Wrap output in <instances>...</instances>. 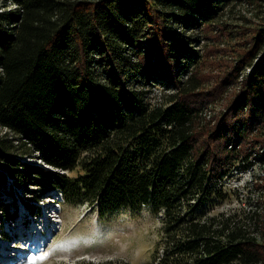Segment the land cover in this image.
<instances>
[{"label":"trees","instance_id":"16d2710c","mask_svg":"<svg viewBox=\"0 0 264 264\" xmlns=\"http://www.w3.org/2000/svg\"><path fill=\"white\" fill-rule=\"evenodd\" d=\"M257 165L264 0L0 6V218L11 213L3 191L38 185L104 216L162 213L149 264H264V198L253 212L215 211L229 175Z\"/></svg>","mask_w":264,"mask_h":264},{"label":"rangeland","instance_id":"374dc122","mask_svg":"<svg viewBox=\"0 0 264 264\" xmlns=\"http://www.w3.org/2000/svg\"><path fill=\"white\" fill-rule=\"evenodd\" d=\"M3 4L4 0H0V6H3ZM199 37L196 46L203 51L209 41L204 38L203 32L199 33ZM221 56L218 55V58L221 59ZM220 61L222 64V60ZM221 68L223 67H211L215 72ZM155 90L153 100L157 103H164V87L159 86ZM222 107L221 104H218L215 106L214 111ZM25 160L33 164L44 165L40 161V158L36 156H27ZM76 173L77 170L73 171V174ZM260 183L263 186L264 167H260L259 165L253 170L236 173L233 176L229 175L228 188H231V195L226 202L218 205L215 211L240 210L243 213V211L247 210L253 212L257 206L260 207L257 198H264V189L262 190L263 196H260L261 189L257 187ZM34 187L42 188L41 193L43 197L50 194L48 189L43 190L44 187L38 185H29L28 190L15 186V192L7 189L1 193L7 200L17 199L18 206H16V209L18 217L14 218L12 225L16 226V228L13 230H16L17 227L27 221L26 214L28 211L32 214L27 202L25 203L23 200L22 203L18 199H28V203L36 207L37 210L47 203H49L48 205H53L54 200L51 198L30 197L32 194H29V192L32 193ZM59 204H61V208H58V210L62 218L59 217L58 222H62L57 223L56 228L49 226L45 235L46 237L52 235L45 242L48 245V250L37 257H31V254L30 256L27 255L24 264H105V262L110 260L115 261L116 264H149L148 260L151 258L152 251L164 233L162 231V213L152 212L148 207L141 214H135L132 211H119L104 216L96 211L95 208H91L89 204L73 205L67 204L64 200L57 205ZM46 214L47 211L45 210L42 218ZM32 215L35 218L38 217L35 214ZM6 218L7 216L4 215L2 220L0 219L2 229H8V224L4 220ZM30 220H32V216ZM35 223L36 220L31 221L30 227H33ZM16 232H11L13 238H18ZM27 232H29L28 229ZM9 236H6L4 243L6 242L14 249L17 244L13 243L15 239ZM13 259L0 258V261L6 264H21L20 262H11Z\"/></svg>","mask_w":264,"mask_h":264},{"label":"clouds","instance_id":"9594fccd","mask_svg":"<svg viewBox=\"0 0 264 264\" xmlns=\"http://www.w3.org/2000/svg\"><path fill=\"white\" fill-rule=\"evenodd\" d=\"M40 161L44 164V165H42V164H39V165H42V166H44V167H51L50 165H48L47 163H45L42 159H40ZM16 187H21V186H16ZM49 192H50V194L49 195H47V196H45V197H43L42 196V194H41V197H43V199H45V198H47V199H49V198H51V199H53L54 200V202H53V204H57V203H61L62 202V200H64L65 201V198H64V196H63V193L62 192H60V191H58V190H56V189H53V190H48ZM52 194H54V195H52ZM14 198H15V196H13ZM63 198V199H62ZM16 199V198H15ZM17 200V199H16ZM16 200H12V203H11V205H10V209H9V212H11V213H9V215H6L7 216V218L6 219H4L5 220V222H7V227H8V229H2V227L0 226V232L2 233V236H4L5 237V235H7V234H9V233H11L10 232V218L13 216V217H18V211H17V209H16V206H18V204L16 203ZM19 200V202H22L23 203V200H24V202L26 203L27 202V205H28V208L32 211V214H35L36 216H38L37 218H35L32 214H30V211H28L27 212V221H25V225L26 224H28L29 223V221H31L30 219H31V216H32V220H36V222H38V221H41V215L43 214V212L45 211V205L42 207V208H40V209H38L37 210V208L36 207H33V206H31L30 205V203H28V199L27 200H25L24 198H22V199H18ZM66 202V201H65ZM12 204H14V205H12ZM47 204H49V203H47ZM86 205V204H85ZM91 207V206H90ZM58 208H61V204H59L58 205V207L57 208H55V207H53V208H51V209H49V211H47V214L48 215H51V221L53 222V224L55 225V226H57V223L59 224V223H61V222H57V220H58V218L59 217H61V215H60V211L58 210ZM91 208H93V207H91ZM97 211V210H96ZM125 212V211H124ZM57 215H59V216H57ZM4 216V215H3ZM62 218V217H61ZM6 224V223H5ZM40 228H42V226H41V224H40ZM54 228H56V227H54ZM52 234V233H51ZM1 236V237H2ZM52 235H49L47 238H45V237H43L39 242H38V244H42V247L43 248H39V250H35V249H37L38 247H37V245L38 244H33V240H31V238H29L30 236L29 235H24V237L23 238H21L23 241H26L27 242V246H28V248L29 249H27V250H29L28 251V255L30 256V253H34L35 251V254L38 256V255H40L41 253H43V252H45V251H47L48 250V245L47 244H45V242L48 240V238H50ZM3 238V237H2ZM15 240H16V242H15V244H17L16 246H15V248L13 249L11 246V249L12 250H18L19 251V255H21L22 254V251H23V249H24V247L22 248V243H20V244H18V239L17 238H14ZM33 249V250H32ZM31 250L33 251V252H31ZM154 251H152V253H153ZM36 256V257H37ZM18 257V256H17ZM151 260H154V262L156 261V262H158L159 261V258H158V260H156V258H154L153 259V255H151V258H150V260H148V261H151ZM15 260H11V262H14ZM26 261H24L22 264H24ZM153 262V263H154ZM9 264V263H8ZM93 264H98V263H93ZM105 264H116V262L115 261H108V262H105Z\"/></svg>","mask_w":264,"mask_h":264},{"label":"bare ground","instance_id":"6f19581e","mask_svg":"<svg viewBox=\"0 0 264 264\" xmlns=\"http://www.w3.org/2000/svg\"><path fill=\"white\" fill-rule=\"evenodd\" d=\"M51 208H53L52 205H48V204L45 205V210L46 211H49V209H51ZM42 215H41V221H38L39 223L36 222L33 227H30L31 221H34V220H31L26 225H25V223H23V225H20L19 227H17L16 230H13V229L16 228V226L12 225L13 222H14V219L10 220V232H12V231L16 232L17 231L16 234H18L17 235L18 236V238H17L18 240L20 238H23L24 235H29L30 236L29 238H31V240H33V244H38V242L43 237H45V238L48 237V236L46 237L45 235L47 234L49 226L55 227L53 222L50 220V216L48 214H46L43 218H42ZM57 222H58V220H57ZM40 224H41L42 228H40ZM27 229L29 230V232H27ZM11 236H13V234H11ZM18 253H19L18 250H12L11 247L7 243H5L3 245V247L0 248V258H2V259L14 258L15 256L19 255ZM0 264H6V263L0 261Z\"/></svg>","mask_w":264,"mask_h":264},{"label":"built area","instance_id":"2783aa9c","mask_svg":"<svg viewBox=\"0 0 264 264\" xmlns=\"http://www.w3.org/2000/svg\"><path fill=\"white\" fill-rule=\"evenodd\" d=\"M2 220V218H0ZM4 238V236H2ZM0 241H1V238H0Z\"/></svg>","mask_w":264,"mask_h":264},{"label":"snow or ice","instance_id":"6c2138e0","mask_svg":"<svg viewBox=\"0 0 264 264\" xmlns=\"http://www.w3.org/2000/svg\"><path fill=\"white\" fill-rule=\"evenodd\" d=\"M45 255H47V254H45Z\"/></svg>","mask_w":264,"mask_h":264}]
</instances>
